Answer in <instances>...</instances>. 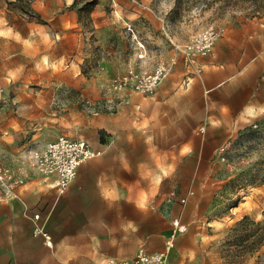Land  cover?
Instances as JSON below:
<instances>
[{"label": "crops", "instance_id": "0c3cea01", "mask_svg": "<svg viewBox=\"0 0 264 264\" xmlns=\"http://www.w3.org/2000/svg\"><path fill=\"white\" fill-rule=\"evenodd\" d=\"M71 2L62 0L66 6ZM147 9L142 13L146 26L136 28L163 56L174 54L161 36L164 15ZM50 19L51 34L40 28L34 36L40 42L38 51L32 52L23 36L4 42L3 70L19 75L46 69L50 77L33 78L39 83L35 86L30 76L22 81L17 94L23 97L24 117L10 118L2 131L25 132L30 124H48L51 119L56 126L76 125L75 138L98 152L78 166L64 194L58 193L51 178L29 172L25 182L13 189L14 195L0 201V264H103L106 258L164 251L171 236L181 256L177 264H203L200 256L209 239L224 235V227L212 226L216 220L208 215L228 187L217 178L221 175L217 168L201 170V162L214 163L220 145L234 131L264 115V19L226 24L212 51L196 55L190 63L187 85L182 80L188 68L178 55L153 94L134 93L117 111L96 115L87 114L77 99L81 95L97 101L103 83V71L93 77L84 68L77 14L67 6ZM37 53L38 61L28 58ZM37 88L56 101L52 114L47 109L36 111L35 102L25 98ZM65 92L70 97L60 105ZM100 132L115 149H107L110 144L100 141ZM181 183L185 187H179ZM169 190H176L183 203L163 204ZM236 208L241 211L235 212ZM36 212L37 223L50 235V245L33 234ZM242 213L241 205H236L224 215L233 220ZM176 220L185 225L184 230L176 229ZM208 261L216 264L215 258Z\"/></svg>", "mask_w": 264, "mask_h": 264}, {"label": "rangeland", "instance_id": "374dc122", "mask_svg": "<svg viewBox=\"0 0 264 264\" xmlns=\"http://www.w3.org/2000/svg\"><path fill=\"white\" fill-rule=\"evenodd\" d=\"M31 5L36 12L32 15L21 10L11 0H0V163L6 161L13 167H16L15 155L25 147L50 140L57 134L65 133L75 138L79 128L69 123L56 126L50 119L48 124L37 121L28 125L25 132L2 131V126L10 118L19 120L24 117L23 97L17 94V87L22 81L30 76V83L35 86L39 83L33 78L50 77L46 69H30L19 75L14 71L3 70L1 64L5 58L1 52L7 39L23 36L29 39L27 45L30 50L38 51L40 42L34 40L35 34L41 33L40 28H43V34L50 35L51 16L69 6L74 9L77 21L82 25L83 56L86 59L84 68L93 77H96L94 72L103 71V75H100L103 87L119 73L130 55L131 44L125 34V22L139 28L146 26L142 13L147 8L156 9L164 15L163 22H167L172 34L182 40H186L191 32L210 24L222 27L221 34L228 23L264 19V0H96L90 12L81 7L83 0H77L75 4L71 2L67 6L62 0H32ZM39 57L37 53L28 58L38 61ZM35 90L33 94H26L25 98L30 99L31 103L35 102L36 111L47 109L52 114L51 110L56 107L52 95L44 89ZM68 97L69 93L65 92L60 105H65L67 102L64 100ZM99 138L101 142L110 144L107 149H115L104 132H100ZM126 147L130 149L129 143H126ZM216 153V161H202L201 170L217 168L221 173L217 178L228 187L227 191L221 193L212 214L208 215L210 219L216 220L212 221V226L224 227V235L209 239L200 260L204 261L203 264H214L208 261L209 258H215L216 264H264V115L234 131ZM187 168L185 164L184 171ZM179 187H185V184L181 183ZM63 194H60V198H63ZM176 196V190H169L163 204L167 203L169 207L182 204ZM236 205H241L242 216L229 220L224 214ZM234 211L240 212L241 208ZM224 221L227 222L225 226L222 223ZM177 224L180 222L177 221ZM167 240L171 241L167 242L165 250L169 264H177L181 256L172 245V236Z\"/></svg>", "mask_w": 264, "mask_h": 264}, {"label": "built area", "instance_id": "2783aa9c", "mask_svg": "<svg viewBox=\"0 0 264 264\" xmlns=\"http://www.w3.org/2000/svg\"><path fill=\"white\" fill-rule=\"evenodd\" d=\"M124 28L131 44L129 59L123 70L101 88V96L97 101L92 102L84 96H78V104L87 114L115 112L119 105L129 103L130 96L134 93L153 94L172 70L178 55L188 68V73L182 80L187 85L191 79L190 63L196 55L211 52L223 30L222 27L210 24L191 32L186 40L179 41L172 34L169 24L163 22L160 26L161 35L174 50V54L165 57L161 51L150 47L133 23L125 22ZM203 130L204 126H201L200 131ZM23 150L14 157L16 167L6 164V161L0 163V201L10 199L14 195L13 189L25 182L29 172L51 178L58 193H63L75 177L78 166L98 152L84 139L72 138L66 134H58L46 142H38ZM32 217L36 221L33 234H40L44 238V244L50 245V235L43 224L37 223L40 214L36 212ZM174 223L177 224V220ZM103 264H167V252L139 251L131 258H106Z\"/></svg>", "mask_w": 264, "mask_h": 264}, {"label": "trees", "instance_id": "16d2710c", "mask_svg": "<svg viewBox=\"0 0 264 264\" xmlns=\"http://www.w3.org/2000/svg\"><path fill=\"white\" fill-rule=\"evenodd\" d=\"M32 0H11L17 7H19L24 12H27L32 15V13H36L34 8L31 5ZM96 0H83L82 8H86L88 12L94 6ZM77 0H73L72 4H75Z\"/></svg>", "mask_w": 264, "mask_h": 264}, {"label": "bare ground", "instance_id": "6f19581e", "mask_svg": "<svg viewBox=\"0 0 264 264\" xmlns=\"http://www.w3.org/2000/svg\"><path fill=\"white\" fill-rule=\"evenodd\" d=\"M176 229H178V230H184L185 229V225H183V224H177L176 225Z\"/></svg>", "mask_w": 264, "mask_h": 264}]
</instances>
